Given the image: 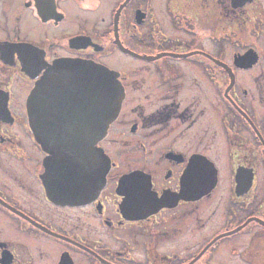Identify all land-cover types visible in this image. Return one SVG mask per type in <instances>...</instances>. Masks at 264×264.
<instances>
[{"label": "flooded vegetation", "instance_id": "af4514ba", "mask_svg": "<svg viewBox=\"0 0 264 264\" xmlns=\"http://www.w3.org/2000/svg\"><path fill=\"white\" fill-rule=\"evenodd\" d=\"M263 105L264 0H0V264H264Z\"/></svg>", "mask_w": 264, "mask_h": 264}, {"label": "water", "instance_id": "95a60500", "mask_svg": "<svg viewBox=\"0 0 264 264\" xmlns=\"http://www.w3.org/2000/svg\"><path fill=\"white\" fill-rule=\"evenodd\" d=\"M244 60H249L250 62H252V60L255 57V54L254 53H247V54H244ZM79 66H87V67H92L93 69H95L96 71H101V74H102V77H106V69L100 65H97V64H89V63H86V64H80ZM94 71V70H92ZM104 80H103V85H102V91H105L103 92V98L106 97V94L109 92V87L104 85ZM103 101V100H102ZM30 107L29 106V110H30ZM119 109H120V102L117 100V102H114L113 104L111 103H108V104H105L104 101L103 103L101 104V110H102V127H103V135L102 137L104 136L106 130H107V127L109 126V124L116 118L118 112H119Z\"/></svg>", "mask_w": 264, "mask_h": 264}, {"label": "rangeland", "instance_id": "374dc122", "mask_svg": "<svg viewBox=\"0 0 264 264\" xmlns=\"http://www.w3.org/2000/svg\"><path fill=\"white\" fill-rule=\"evenodd\" d=\"M264 106V105H263ZM264 113V109H262V114ZM224 170H225V172L227 171V167L226 166H224ZM227 174V173H226ZM226 174H225V176H226Z\"/></svg>", "mask_w": 264, "mask_h": 264}]
</instances>
